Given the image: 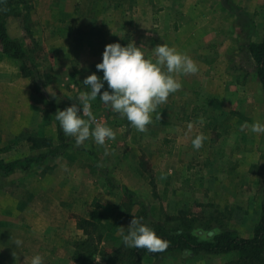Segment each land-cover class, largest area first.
<instances>
[{
  "label": "rangeland",
  "instance_id": "1",
  "mask_svg": "<svg viewBox=\"0 0 264 264\" xmlns=\"http://www.w3.org/2000/svg\"><path fill=\"white\" fill-rule=\"evenodd\" d=\"M8 1L9 14L3 17L8 35L29 56L35 80L25 77L21 64L4 55L0 47V164L42 155L46 139H52V149L59 147L58 134L70 150L47 161L44 168L0 176V264H31L36 254L44 255L45 264H75L73 253L82 241L98 249L91 264H112L108 258L115 249L123 247L122 236L134 217H143V223L155 232L158 228L183 225L192 233L203 231L204 236L224 231L245 239L254 235L264 202V136L259 143L257 164L250 168V174L244 175L237 169V159L233 161L227 154L233 145L227 140L236 129L228 124L235 117H224L226 110L171 108V103L166 102L158 109L160 118L154 116L146 131L139 132L97 96L91 102L96 123L109 126L116 133V139L107 141L105 146L91 139L84 146H77L55 119L58 110L78 104L80 94L89 91L83 85L86 77L93 73L103 77L96 65L102 62L98 57L106 45L127 46L134 42L140 47L142 37L158 38L157 0ZM173 34L182 38L180 29ZM161 36L168 38L167 34ZM150 41L144 46L149 53L153 49ZM196 63L200 70L203 63ZM250 114L263 118L264 110H251ZM201 118L203 126L198 123ZM189 121L194 125L191 132L187 131ZM200 133L206 140L202 148L194 150L192 139ZM116 162L124 163L127 172L117 168L110 171ZM57 166L82 167L74 180L84 181L89 187H110L115 175V179L132 186L133 195L125 192L124 188L130 190L127 186L120 185L113 187L119 197L111 205L66 206L69 220L76 227L81 219H86L82 215L98 225L95 231L86 228L91 233L88 237L80 229L85 237L79 239L73 223L70 227L66 223L64 228H48L51 218L60 217L55 212L59 207L43 203V191L38 190L37 184L48 173L52 175L50 172ZM133 166L139 172H130ZM62 176L65 180L73 177ZM241 184L245 189L251 187L250 199L246 195V204L242 201L228 206L229 191L234 195ZM239 198L243 197L238 195L235 201ZM115 221L121 224L119 230L105 233ZM99 235H104L103 240ZM17 240L22 241L19 247ZM237 259L236 253L173 252L159 258L146 256L142 264H237Z\"/></svg>",
  "mask_w": 264,
  "mask_h": 264
},
{
  "label": "crops",
  "instance_id": "2",
  "mask_svg": "<svg viewBox=\"0 0 264 264\" xmlns=\"http://www.w3.org/2000/svg\"><path fill=\"white\" fill-rule=\"evenodd\" d=\"M156 3L159 11L155 13L160 18V24L156 25L158 38L142 37L143 47L148 44V40H151L153 49L165 43L169 47H175L178 51L186 53L195 62L203 63L196 74L179 77L182 88L169 96L167 100V103H171L169 107L226 110L224 117H235L228 123L233 125L232 128L236 129V133L227 140L233 143L227 154L233 158L231 160L237 159L235 164L238 165L237 169L241 170V173L250 174V168L258 162L255 159L260 154L259 143L264 134L257 135L248 128H243L241 133L239 128L242 129L245 123L251 124L257 120L264 122V114H262L263 118H256L250 114L251 110H264V99L262 100L264 85L258 75L257 60L250 52L253 45L264 42V0H157ZM177 29L182 32L181 39L174 37L173 31ZM161 34H167L168 38L162 37ZM143 50L146 57L153 56L152 50L150 53L144 48ZM98 60L102 61V54ZM105 86H107L106 82ZM243 111L246 112L243 113ZM189 141L191 139L187 140ZM123 166L124 163L116 162L110 171L113 172L117 168L119 172H123ZM133 167H130L133 169L130 172H139L138 167ZM82 170V167L71 166L66 169L57 166L50 173L57 176L73 175V177L65 180L63 176L59 179L48 173L43 181L37 184L38 190L43 191L41 193L43 203L59 207V210L56 209L55 212L60 217L51 218L52 223L46 226L64 228L66 223V227H70L73 223L79 239L85 237L84 232L76 227L74 221L69 220L70 212L66 206L84 205L95 208L111 205L119 197V192L113 190V187L117 188L120 185L127 186L133 195L132 186L120 179H115V175H112L110 187L107 184H93L89 187V184H84V181H75L74 176ZM223 170L225 171V168ZM233 170L236 169L231 171ZM114 180H117V183ZM243 186L241 184L238 187L239 190L236 189L238 193L234 195L229 191L228 206L242 203L246 195L249 196L246 197L247 200L250 199L251 187L247 186L245 189ZM245 191L247 193H242ZM238 195L243 198H239L236 202ZM243 202L246 204V200ZM82 216L90 220L86 215Z\"/></svg>",
  "mask_w": 264,
  "mask_h": 264
},
{
  "label": "clouds",
  "instance_id": "3",
  "mask_svg": "<svg viewBox=\"0 0 264 264\" xmlns=\"http://www.w3.org/2000/svg\"><path fill=\"white\" fill-rule=\"evenodd\" d=\"M143 48L134 42L127 46L120 43L106 45L102 62L96 65L97 70L103 72V77L95 73L86 77L83 85L89 91L80 94L77 98L78 104L57 111L56 121L64 134L75 140L77 146H84L89 139L97 145L105 146L107 141L116 139V133L111 127L96 123L91 102L97 96L112 111L126 118L137 131L144 132L153 122L154 116L156 119L160 118L159 107L167 102L171 94L182 88L179 77L199 71L197 63L175 47H169L165 43L158 45L152 50L153 56L147 57ZM105 82L108 90L101 94ZM198 123L203 126L204 120L201 118ZM193 126V123H188L187 131L191 132ZM243 128H248L257 135L264 134V122L259 120L251 124L245 123L241 130ZM205 140L203 133L197 134L192 139L194 150L202 148ZM107 154L106 151L105 155ZM122 239L126 247L146 249L151 253L168 247L166 240L143 223V217H134L131 220ZM15 244L19 247L22 241L17 240ZM31 264H45L44 255H34Z\"/></svg>",
  "mask_w": 264,
  "mask_h": 264
},
{
  "label": "trees",
  "instance_id": "4",
  "mask_svg": "<svg viewBox=\"0 0 264 264\" xmlns=\"http://www.w3.org/2000/svg\"><path fill=\"white\" fill-rule=\"evenodd\" d=\"M10 2L8 0H0V47L4 55L11 60L21 64V71L25 77L35 80L33 69L31 68V60L26 54L21 44L13 40L7 32L4 23V15L8 16ZM4 8V9H3ZM6 12V14H3ZM250 52L255 56L258 63V75L261 83L264 85V42L260 45H253ZM59 147L52 149V139L45 140V152L38 156H28L23 159L15 160L7 164H0V176L10 175L17 170L28 171L38 168H44L47 161L55 160L70 150V145L66 143L61 134H58ZM125 192L129 191L124 188ZM129 194H131L129 192ZM132 195V194H131ZM120 222L110 223V227L105 233L115 232L120 228ZM78 229L85 232L87 237L91 234L86 228L92 227L94 231L98 229V225L87 219H81ZM156 234L168 242V247L159 252L151 253L146 249L129 248L123 245L119 249H115L109 256L112 264H142L146 256L159 258L169 253H208L213 255L232 254L238 256L237 264H264V202L262 204L261 218L251 238L239 237L235 232L224 231L216 234L209 232L204 236V232L197 230L192 233L183 225L172 227L171 229L157 230ZM104 235H99V239L103 240ZM205 238V239H204ZM76 251L73 253V262L75 264H91L94 256L98 253V249L94 244H87L82 241L76 244Z\"/></svg>",
  "mask_w": 264,
  "mask_h": 264
}]
</instances>
